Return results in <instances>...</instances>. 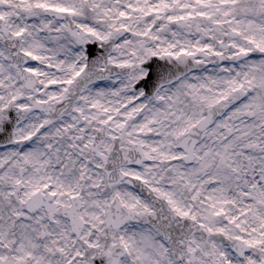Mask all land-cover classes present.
Segmentation results:
<instances>
[{
	"label": "snow or ice",
	"instance_id": "snow-or-ice-1",
	"mask_svg": "<svg viewBox=\"0 0 264 264\" xmlns=\"http://www.w3.org/2000/svg\"><path fill=\"white\" fill-rule=\"evenodd\" d=\"M0 264H264V0H0Z\"/></svg>",
	"mask_w": 264,
	"mask_h": 264
}]
</instances>
